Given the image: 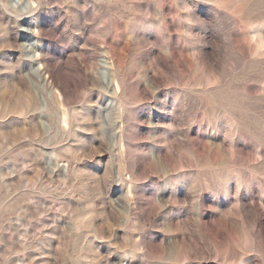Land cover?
<instances>
[{
    "label": "rangeland",
    "instance_id": "374dc122",
    "mask_svg": "<svg viewBox=\"0 0 264 264\" xmlns=\"http://www.w3.org/2000/svg\"><path fill=\"white\" fill-rule=\"evenodd\" d=\"M0 264H264V0H0Z\"/></svg>",
    "mask_w": 264,
    "mask_h": 264
},
{
    "label": "bare ground",
    "instance_id": "6f19581e",
    "mask_svg": "<svg viewBox=\"0 0 264 264\" xmlns=\"http://www.w3.org/2000/svg\"><path fill=\"white\" fill-rule=\"evenodd\" d=\"M41 64V63H40ZM50 72V71H49ZM49 75V74H48ZM64 121L67 122L68 121V118H67V115H66V112L64 111Z\"/></svg>",
    "mask_w": 264,
    "mask_h": 264
}]
</instances>
